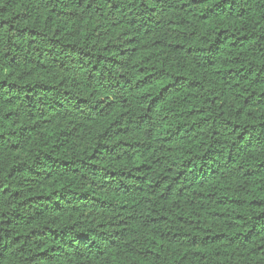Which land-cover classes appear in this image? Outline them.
Masks as SVG:
<instances>
[{"label":"trees","instance_id":"1","mask_svg":"<svg viewBox=\"0 0 264 264\" xmlns=\"http://www.w3.org/2000/svg\"><path fill=\"white\" fill-rule=\"evenodd\" d=\"M0 264H264V0H0Z\"/></svg>","mask_w":264,"mask_h":264}]
</instances>
